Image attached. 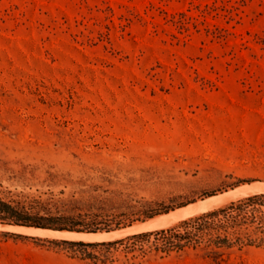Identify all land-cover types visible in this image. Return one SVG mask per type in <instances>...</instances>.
<instances>
[{
    "label": "rangeland",
    "instance_id": "374dc122",
    "mask_svg": "<svg viewBox=\"0 0 264 264\" xmlns=\"http://www.w3.org/2000/svg\"><path fill=\"white\" fill-rule=\"evenodd\" d=\"M254 183L264 0H0V194L127 224L113 232ZM11 234L0 229V264H94ZM122 248L111 264H210ZM229 264H264V247Z\"/></svg>",
    "mask_w": 264,
    "mask_h": 264
},
{
    "label": "trees",
    "instance_id": "16d2710c",
    "mask_svg": "<svg viewBox=\"0 0 264 264\" xmlns=\"http://www.w3.org/2000/svg\"><path fill=\"white\" fill-rule=\"evenodd\" d=\"M241 182L250 183L251 180ZM194 201L178 204V207ZM172 209L173 207L165 206L144 210L142 220L167 213ZM0 224L86 233L109 232L127 225L121 220H115L106 222L103 226H90L84 222L80 214H53L38 198L2 194ZM11 235L29 237L22 234ZM36 239L65 245L74 255H80L82 259L91 260L94 264L113 263L114 255L120 246H123L126 254L132 253V257H136V250H139V256L143 258L152 252L165 258L173 252L192 251L210 264H229V259L236 250L264 247V191L229 200L219 206L182 218L169 226L140 231L116 239L96 241L40 237Z\"/></svg>",
    "mask_w": 264,
    "mask_h": 264
},
{
    "label": "bare ground",
    "instance_id": "6f19581e",
    "mask_svg": "<svg viewBox=\"0 0 264 264\" xmlns=\"http://www.w3.org/2000/svg\"><path fill=\"white\" fill-rule=\"evenodd\" d=\"M261 187H264V184L254 183L252 185H244L237 188L234 191H229L224 194L209 197L204 201H199L198 203L177 209L169 214L157 217L146 223L113 232L86 233V232L54 231V230L35 228V227L1 225V224H0V229L21 233L25 235H31V236H47L54 238L76 239V240H84V241L111 240L121 235L167 226L179 219L188 217L190 215L196 214L201 211H205L228 200L236 199L240 196H244L249 193H254L256 192V190H261Z\"/></svg>",
    "mask_w": 264,
    "mask_h": 264
},
{
    "label": "water",
    "instance_id": "95a60500",
    "mask_svg": "<svg viewBox=\"0 0 264 264\" xmlns=\"http://www.w3.org/2000/svg\"><path fill=\"white\" fill-rule=\"evenodd\" d=\"M43 229V228H42ZM90 233H97V232H90ZM21 234V233H20Z\"/></svg>",
    "mask_w": 264,
    "mask_h": 264
}]
</instances>
